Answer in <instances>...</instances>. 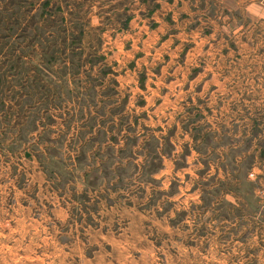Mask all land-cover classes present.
Segmentation results:
<instances>
[{
  "label": "rangeland",
  "instance_id": "rangeland-1",
  "mask_svg": "<svg viewBox=\"0 0 264 264\" xmlns=\"http://www.w3.org/2000/svg\"><path fill=\"white\" fill-rule=\"evenodd\" d=\"M260 2L0 0V264H262L239 162L203 157L215 128L243 139L264 203V93L235 26Z\"/></svg>",
  "mask_w": 264,
  "mask_h": 264
},
{
  "label": "crops",
  "instance_id": "crops-1",
  "mask_svg": "<svg viewBox=\"0 0 264 264\" xmlns=\"http://www.w3.org/2000/svg\"><path fill=\"white\" fill-rule=\"evenodd\" d=\"M257 1H261L260 3H257L256 6L253 7V8H255L254 13L257 14L256 15L257 19L255 21H251V22H240L239 24L237 23L235 26H239L238 28L241 30L240 31L241 34L246 36V39L243 40V45H245L247 48L251 49L250 50L251 52H249V53L247 52V54H246V57L248 58V60L250 59L252 61L251 65H250L251 68H248L246 75L254 76V77L258 78L256 87H255V91L264 93V0H257ZM35 93L38 96L37 92H35ZM25 96L26 95H24L23 97H25ZM15 99H16V101H18V98H15ZM39 110L41 111L42 109L39 107ZM19 112L21 113V115L26 116L27 118L30 119L31 126L36 127L38 120H37V108H36L35 103H32V104L25 103V104H23V106H21V108L19 105ZM205 119H206V116L203 118V120H205ZM257 123L258 122L255 121V125H257ZM258 125H260V124H258ZM225 129L226 128H223V130H225ZM213 130H214V136L208 135L207 133L204 134V140H205L206 145L208 146V149L205 148V152H203V157L206 161L205 163H206V167H207L204 174H206L208 171L212 170L211 167L213 166V163L211 162V160H213V158L216 157V160L218 162L219 167H221V166L224 167V171L227 173L226 176H228V173L230 174V170H229V164L226 162V159L230 158L231 155L234 154V157H236V158L232 159V162H234L235 164H236V162H239V168H238V170L236 169V172H238V173L230 175V176H228V178L231 181H233V179L238 181V187H239L238 190H237V187H235L233 189L237 190L238 192L240 190V199H242V197H245V199L248 201L247 205L251 209L254 208L255 211L254 210L253 211L257 213L256 216L255 215H251V216L253 218H256V220H257L256 222L259 221V222L263 223V226H264V203H262V201L259 199L260 193L258 191V187L255 184L250 183L248 178H247V175H246L247 171L249 169H251L252 167L254 168V167L258 166L259 155L261 156V154H258L257 152H255L256 154H254V155H246L245 152L239 148L243 142V139L234 140L233 138H230V142L228 144H226L224 141L220 140V138L216 134V132H220V129L215 128ZM24 132H25V130H24ZM253 135L256 138L259 135H262V132L254 133ZM213 141H214V144H213ZM133 144H131V145H133ZM213 145H217V147H212ZM251 146L252 145L249 144L248 149ZM131 147H133V146H131ZM111 151L114 152L113 150H111ZM262 153H264V151H262ZM192 154H193V152H192ZM28 156L31 157V154L28 153ZM211 156H212V158H209ZM237 156L239 158H237ZM123 159H124L123 166H125V168L126 167L128 168V166H136L131 159H128L127 155L122 157V161L119 165H122ZM160 159L164 160V157L160 156ZM114 164H115V162H114ZM216 165H217V163H216ZM244 166L246 167L247 171H245ZM109 167L110 166L108 165V162H106L101 168H97V171L99 173H101L102 175L110 176ZM259 169L261 171V174L258 177L259 178L258 182L260 185L264 186V170L261 169V167ZM117 170H119V171L122 170V167H118ZM135 170H136V168L134 169V171ZM148 175H150V174L148 173ZM120 177L121 176L119 175V177H117L116 179L119 183H121L123 181V184L120 186H117L116 190H120V189L124 188L127 184V182H125V179L123 180ZM87 181H88V179H87ZM225 185H226L228 191H233V189L230 188L231 183L228 182V180L225 181ZM249 198L252 200H249ZM237 200L240 203V200L239 199H237ZM241 206H243L242 200H241ZM260 210H261V212H260ZM240 211H242L241 216L244 215L243 214V207H242V209H240ZM253 211H252V213H253ZM258 212H260V213H258ZM262 237H263L262 241L264 242V235H261L260 238H262ZM261 253L264 254V247H262ZM260 254H259V257L261 256ZM261 263L264 264V257L262 258Z\"/></svg>",
  "mask_w": 264,
  "mask_h": 264
},
{
  "label": "built area",
  "instance_id": "built-area-1",
  "mask_svg": "<svg viewBox=\"0 0 264 264\" xmlns=\"http://www.w3.org/2000/svg\"><path fill=\"white\" fill-rule=\"evenodd\" d=\"M255 173H252L251 176H254ZM262 194L264 195V189L262 190Z\"/></svg>",
  "mask_w": 264,
  "mask_h": 264
},
{
  "label": "bare ground",
  "instance_id": "bare-ground-1",
  "mask_svg": "<svg viewBox=\"0 0 264 264\" xmlns=\"http://www.w3.org/2000/svg\"><path fill=\"white\" fill-rule=\"evenodd\" d=\"M183 188V187H182ZM184 194V193H183Z\"/></svg>",
  "mask_w": 264,
  "mask_h": 264
}]
</instances>
